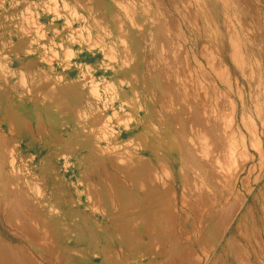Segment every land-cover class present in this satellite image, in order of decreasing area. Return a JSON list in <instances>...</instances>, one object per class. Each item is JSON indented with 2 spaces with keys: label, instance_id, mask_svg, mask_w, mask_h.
<instances>
[{
  "label": "rangeland",
  "instance_id": "obj_1",
  "mask_svg": "<svg viewBox=\"0 0 264 264\" xmlns=\"http://www.w3.org/2000/svg\"><path fill=\"white\" fill-rule=\"evenodd\" d=\"M263 157L264 0H0V264H264Z\"/></svg>",
  "mask_w": 264,
  "mask_h": 264
},
{
  "label": "bare ground",
  "instance_id": "obj_2",
  "mask_svg": "<svg viewBox=\"0 0 264 264\" xmlns=\"http://www.w3.org/2000/svg\"><path fill=\"white\" fill-rule=\"evenodd\" d=\"M66 5V4H65ZM260 13V12H259ZM258 13V14H259ZM164 17V16H163ZM165 18V17H164ZM70 23V22H69ZM66 25L67 26H69L68 25V22H66ZM173 31V30H172ZM173 36H175L174 34H173ZM175 38V37H174ZM176 38H177V36H176ZM174 42H176V41H174ZM178 43V42H177ZM152 44V43H151ZM162 51H163V48H162ZM164 52V51H163ZM161 54H162V52H160ZM159 52H158V54H160ZM160 54V55H161ZM163 54H166V52L165 53H163ZM162 54V55H163ZM203 54V53H202ZM164 56V55H163ZM162 56V57H163ZM161 57V58H162ZM175 57V56H174ZM184 57V56H183ZM204 57V56H203ZM164 58V57H163ZM166 58V57H165ZM144 61V60H143ZM208 61V60H207ZM145 62V61H144ZM150 62V61H149ZM148 62V63H149ZM152 62V61H151ZM188 62V61H187ZM166 63V62H165ZM153 64V63H152ZM189 64V63H188ZM149 65H150V63H149ZM187 67H188V65H187ZM153 67H151V69H152ZM174 71V70H173ZM175 72H177V71H175ZM188 72V71H187ZM148 73V72H147ZM149 75V74H148ZM175 76V75H174ZM187 76L189 77V75L187 74ZM148 77V76H147ZM180 77V76H179ZM175 78V77H174ZM177 78H178V76H177ZM190 79V78H189ZM176 81H177V79H175ZM183 80H184V78H183ZM191 80V79H190ZM197 80V79H196ZM180 81V80H179ZM185 82V81H184ZM190 82V81H189ZM183 83V82H182ZM200 83V82H199ZM20 84H21V82H20ZM24 83L22 82V84H21V86L23 85ZM122 84V83H121ZM188 84V83H187ZM184 85H185V83H184ZM188 85H190V84H188ZM187 85V86H188ZM200 85V84H199ZM24 86H25V84H24ZM187 86H184V87H187ZM191 87V86H190ZM191 89V88H190ZM201 89V88H200ZM204 89V88H203ZM202 89V90H203ZM192 90V89H191ZM186 91V90H185ZM192 94V93H191ZM193 95V94H192ZM193 102H195V101H193ZM203 103V102H202ZM89 106V105H88ZM189 107V106H188ZM203 107H205L204 106V103H203ZM85 108V107H84ZM140 108H141V106H140ZM190 109V108H189ZM205 109V108H204ZM78 110V109H77ZM123 110V109H122ZM98 111V110H97ZM159 111V110H158ZM91 112V111H90ZM80 113V112H79ZM84 113V112H83ZM159 113V112H158ZM80 115V114H79ZM84 115V114H83ZM87 115H89L88 113H87ZM160 115V114H159ZM214 115V114H213ZM233 115V114H232ZM80 117V116H79ZM204 117V116H203ZM231 118V117H230ZM229 118V119H230ZM118 120V119H117ZM263 120V119H262ZM111 121V120H110ZM208 121V120H207ZM117 122V121H116ZM206 122V121H205ZM262 123V122H261ZM208 124V123H207ZM107 125V124H106ZM189 125V124H188ZM195 127V126H194ZM44 128V127H43ZM188 128H190L189 126H188ZM110 129V128H109ZM198 129V128H197ZM199 130V129H198ZM197 130V131H198ZM105 131V130H104ZM112 131V130H111ZM190 131V130H189ZM45 132V131H44ZM98 132V131H97ZM114 132V131H113ZM200 132H202V131H200ZM110 133V132H109ZM190 133V132H189ZM194 133H195V131H194ZM102 134V133H101ZM111 134V133H110ZM201 134V133H200ZM199 134V132L196 134L197 136H199L200 135ZM252 134V133H251ZM103 135V134H102ZM196 135H193L194 137H193V140L195 141L196 139H199V138H196L195 139V136ZM203 135V134H202ZM107 136V135H106ZM118 136H120V133H118ZM124 136V135H123ZM188 136V135H187ZM251 136V135H250ZM204 137V136H203ZM189 138V137H188ZM251 138V137H250ZM185 139V138H184ZM186 139H187V137H186ZM204 139H206L205 137H204ZM122 140V139H121ZM192 138L191 139H188L187 141H190V143H192ZM201 140V139H200ZM200 140H198L197 142H199ZM232 141V140H231ZM203 142V140H201V143ZM230 142V141H229ZM204 143V142H203ZM95 144H97V143H95ZM258 144V143H257ZM192 146H194V145H192ZM232 146V145H231ZM147 148H149V147H147ZM111 149H113V148H111ZM133 149V148H132ZM209 149V148H208ZM108 150V149H107ZM134 151V150H133ZM144 149H141V151L139 152V154L141 155V153H144ZM149 151L152 153L153 151L151 150V149H149ZM199 151L201 152V149H199ZM257 151V150H256ZM259 151V150H258ZM85 152V151H84ZM80 153V152H79ZM127 153V152H126ZM202 154H206V153H203V152H201ZM260 153V152H259ZM145 154V153H144ZM153 154H154V152H153ZM198 154V153H197ZM148 155V154H147ZM238 155V154H237ZM236 155V156H237ZM204 158H205V156H204ZM260 158V157H259ZM264 158V157H263ZM149 159V158H148ZM215 158H211V160H214ZM206 160V159H205ZM207 161V160H206ZM244 161V160H243ZM130 162V161H129ZM214 162H215V165L217 166L218 164H219V162H220V159L219 158H216L215 160H214ZM120 163V165L121 164H123V162H119ZM125 163V162H124ZM245 163V162H244ZM234 164V163H233ZM235 165V164H234ZM12 166H13V164H12ZM117 166V165H116ZM229 166V165H228ZM116 169V168H115ZM114 169V170H115ZM181 169V168H180ZM238 169V168H237ZM158 170V169H157ZM156 170V171H157ZM117 171V170H116ZM236 171V170H235ZM158 172V171H157ZM173 172V171H172ZM154 173V172H153ZM161 173V172H160ZM159 174V173H158ZM161 175V174H160ZM167 175V174H166ZM155 176H156V172H155ZM165 177V176H164ZM124 178V177H123ZM161 178H162V175H161ZM168 179H170V177L168 176ZM167 179V180H168ZM175 182V181H174ZM144 183H141V185H140V188H139V190L141 191V192H146V191H149V190H152V189H156V188H158V187H166V185H165V180L164 179H153L150 183H148V184H144ZM222 205V204H221ZM164 209H166V211L165 212H163V213H160V209H156V208H154V210L153 211H151V212H147V211H145L142 215H141V217H140V219H136V218H132V219H130V221H128V224L130 225V228H131V230H128V233H127V236L129 237L130 235H132V233H133V231H135V230H137V229H139V226L142 228V229H151V227H153V226H155L156 225V223L158 222L157 220V216H158V214H161V217H163V218H165V219H163L164 220V222L166 223V222H169V219H170V217H166V215L168 214V209L165 207ZM164 211V210H163ZM224 224H225V222H223ZM223 224V225H224ZM226 226V225H225ZM222 234V233H221ZM67 237V236H66ZM203 247V246H202ZM205 249V248H204ZM196 264V263H195Z\"/></svg>",
  "mask_w": 264,
  "mask_h": 264
}]
</instances>
